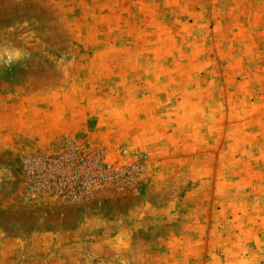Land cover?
<instances>
[{"label":"rangeland","instance_id":"obj_1","mask_svg":"<svg viewBox=\"0 0 264 264\" xmlns=\"http://www.w3.org/2000/svg\"><path fill=\"white\" fill-rule=\"evenodd\" d=\"M0 47V116L86 132L0 137V264H264V0H0ZM66 138L125 176L32 191Z\"/></svg>","mask_w":264,"mask_h":264},{"label":"built area","instance_id":"obj_2","mask_svg":"<svg viewBox=\"0 0 264 264\" xmlns=\"http://www.w3.org/2000/svg\"><path fill=\"white\" fill-rule=\"evenodd\" d=\"M74 163L76 165L70 167ZM27 167L32 191L43 195L56 194L68 201L89 195L94 188L113 181L115 175L125 176L123 167L106 161L102 152L87 150L76 140L68 138L51 153L28 160Z\"/></svg>","mask_w":264,"mask_h":264},{"label":"crops","instance_id":"obj_3","mask_svg":"<svg viewBox=\"0 0 264 264\" xmlns=\"http://www.w3.org/2000/svg\"><path fill=\"white\" fill-rule=\"evenodd\" d=\"M50 107V106H48ZM30 119L32 122L31 127H26V123L23 125L22 121L26 119L27 121ZM44 119V123L40 119L37 120V124L33 121V116H0V137L10 138L9 141H12L14 136L16 135L17 130H27L31 133L35 132V128L42 130L44 133L41 135V141L45 139L47 143L51 142L52 139L57 138L59 136H67V135H80V133L84 134L85 127H80L79 124V116L76 113H72L68 115L67 113L62 114L61 116H41ZM17 122V123H16ZM17 127V125H19ZM35 124V125H33ZM45 125V126H44ZM17 127V128H16ZM25 130V131H26ZM6 132V133H5ZM53 141V140H52Z\"/></svg>","mask_w":264,"mask_h":264},{"label":"clouds","instance_id":"obj_4","mask_svg":"<svg viewBox=\"0 0 264 264\" xmlns=\"http://www.w3.org/2000/svg\"><path fill=\"white\" fill-rule=\"evenodd\" d=\"M31 54L20 48L0 47V66L11 68L15 63L30 59Z\"/></svg>","mask_w":264,"mask_h":264}]
</instances>
